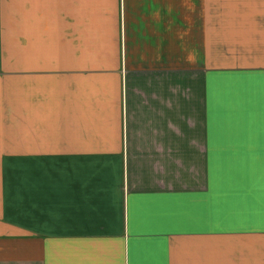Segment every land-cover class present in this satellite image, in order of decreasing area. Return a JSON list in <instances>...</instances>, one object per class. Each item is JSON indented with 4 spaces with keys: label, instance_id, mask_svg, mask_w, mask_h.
<instances>
[{
    "label": "crops",
    "instance_id": "0c3cea01",
    "mask_svg": "<svg viewBox=\"0 0 264 264\" xmlns=\"http://www.w3.org/2000/svg\"><path fill=\"white\" fill-rule=\"evenodd\" d=\"M0 264H264V0H0Z\"/></svg>",
    "mask_w": 264,
    "mask_h": 264
}]
</instances>
